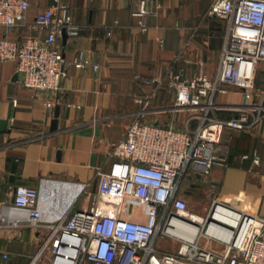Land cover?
<instances>
[{
  "label": "built area",
  "instance_id": "built-area-1",
  "mask_svg": "<svg viewBox=\"0 0 264 264\" xmlns=\"http://www.w3.org/2000/svg\"><path fill=\"white\" fill-rule=\"evenodd\" d=\"M133 1L136 25L146 33L151 14L147 0ZM153 1L159 9V0ZM28 9L29 0H0V27L20 28ZM209 12L227 21L215 78H209L202 64L191 77L174 69L165 76L166 86L175 92L173 109L199 112L186 121L185 130L141 123L143 111L137 113L114 145L109 167L97 172V198L90 208L71 211L88 183L15 186L11 206L17 215L15 224L24 220L44 233L29 264H264V216L216 199L205 215H196L180 196L188 170L207 175L225 161L217 152L224 128L246 129L264 111L263 106H255L257 117L251 123L245 110L230 120L211 114L218 109L216 95L226 87H253L257 62L264 61V0H215ZM33 27L45 31V36L0 39V62L15 60L21 86L43 94L44 106L52 110L69 66L97 71L99 65L79 54L66 60L62 31L67 38L77 37L79 31L67 5L59 0L36 14ZM194 119L198 123L191 129L189 122ZM252 163L258 164L257 156ZM50 193L56 196L54 204L46 202ZM68 198L69 206L58 213V206ZM158 238L174 241L177 248L172 252L156 249ZM201 239L206 240L205 246L199 245ZM214 243L222 252L209 248Z\"/></svg>",
  "mask_w": 264,
  "mask_h": 264
},
{
  "label": "crops",
  "instance_id": "crops-1",
  "mask_svg": "<svg viewBox=\"0 0 264 264\" xmlns=\"http://www.w3.org/2000/svg\"><path fill=\"white\" fill-rule=\"evenodd\" d=\"M59 1L67 5L79 31L77 37L62 43L66 60L79 54L99 69L68 67L57 93L56 128L51 130L55 107L47 109L43 94L14 80L15 60L0 62V216L5 219L0 220V264H29L43 240V231L24 220L15 224L17 215L11 208L15 186L39 188L43 183L46 188L50 182H81L97 192V172L109 167L114 145L140 111L148 122L185 130L186 121L199 113L197 109L174 110L175 92L166 84L153 86L152 81L166 82L169 69L191 77L200 64L213 80L219 58L215 71L208 73L203 50L220 57L227 28L226 20L216 18L196 25L215 0H159V9L147 0L151 14L146 33L136 25V1ZM53 3L29 0L24 25L14 30L0 27V39L43 38L45 31L33 27L34 19ZM201 3H205L203 8ZM147 93L151 100L145 108L141 98ZM257 97L264 98V61L257 62L252 89L226 87L216 95L218 109L211 114L230 120L245 110L251 123L257 117L253 110L260 104ZM197 123L191 120L189 128ZM217 152L225 160L222 164L207 175L193 170L188 179H194L192 174L202 179L212 189L213 200L264 216V111L246 129L224 128ZM254 156L257 165L252 163Z\"/></svg>",
  "mask_w": 264,
  "mask_h": 264
},
{
  "label": "rangeland",
  "instance_id": "rangeland-1",
  "mask_svg": "<svg viewBox=\"0 0 264 264\" xmlns=\"http://www.w3.org/2000/svg\"><path fill=\"white\" fill-rule=\"evenodd\" d=\"M208 2V0H206ZM203 8L205 6V3H201L200 4ZM206 9V8H205ZM210 7L207 8L205 16L203 15L202 17H200L199 19H197L196 21V25L202 24L203 22H205L207 19L210 21H215L216 19H219L217 17H214L210 14L209 12ZM203 55H204V62H207L206 65V71H208V73H213L217 67V62H218V58H219V53H215V52H208L203 50ZM166 82H162V84H157V83H153V86H157V87H164L163 85H165ZM167 87V86H165ZM168 88V87H167ZM169 90H172L169 88ZM146 96V98H144ZM150 93L144 94L143 98H141L142 100V105L147 108L148 107V101H150ZM259 99V105L264 107V98H258ZM146 101L148 103H146ZM138 104H141V102H138ZM147 104V105H146ZM146 116V115H145ZM134 119V117H133ZM149 119L146 118H142L141 123L144 122H148ZM192 170H188V172L186 173L185 177L182 179L181 182V188H180V196L186 201L187 203V207L188 210L196 215H205L206 212L208 211L211 202H212V197L211 195V188L208 187L202 179H199L198 177H195L193 174L192 176L194 177V179L192 181H190L187 177L188 173H191ZM194 172V171H193ZM88 197V198H87ZM97 198V192L94 190V188L92 190H90L88 188V190L82 194L79 199L77 200V202L73 205V207L71 208V211H79L82 207V205H86L87 208H90L93 201ZM92 202V203H91ZM199 245L201 246H205L206 245V240L205 239H201L199 241ZM155 248L158 250H163V251H175V249L177 248V244L167 238H158L156 243H155ZM209 248L215 251H221V248L219 246V244L214 243L212 245H209ZM222 252V251H221ZM35 256V255H34ZM33 259V258H32ZM31 259V261H32Z\"/></svg>",
  "mask_w": 264,
  "mask_h": 264
},
{
  "label": "water",
  "instance_id": "water-1",
  "mask_svg": "<svg viewBox=\"0 0 264 264\" xmlns=\"http://www.w3.org/2000/svg\"><path fill=\"white\" fill-rule=\"evenodd\" d=\"M62 43L65 44L66 43V40H67V34L65 32V30L62 31ZM18 78L17 74L14 76V80H16ZM59 110H60V107L57 105L55 106L54 108V119L52 120L51 122V130L55 129L56 128V121H57V117L59 115Z\"/></svg>",
  "mask_w": 264,
  "mask_h": 264
},
{
  "label": "bare ground",
  "instance_id": "bare-ground-1",
  "mask_svg": "<svg viewBox=\"0 0 264 264\" xmlns=\"http://www.w3.org/2000/svg\"><path fill=\"white\" fill-rule=\"evenodd\" d=\"M71 199H69L68 198V200H66V201H64V202H62V204L61 205H59L58 207H60L61 206V208H58V213H62V211L63 210H65L68 206H69V201H70ZM55 201H56V196H55V194H46V202H53V204L55 203ZM65 203V204H64ZM64 204V205H63ZM63 205V206H62Z\"/></svg>",
  "mask_w": 264,
  "mask_h": 264
}]
</instances>
